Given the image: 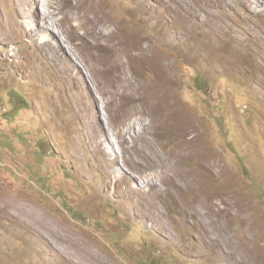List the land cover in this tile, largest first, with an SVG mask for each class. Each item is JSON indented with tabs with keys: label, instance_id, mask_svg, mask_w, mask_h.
<instances>
[{
	"label": "rangeland",
	"instance_id": "374dc122",
	"mask_svg": "<svg viewBox=\"0 0 264 264\" xmlns=\"http://www.w3.org/2000/svg\"><path fill=\"white\" fill-rule=\"evenodd\" d=\"M43 1L34 0L40 18ZM256 1L88 0L69 22L57 10L64 31L54 36L32 0H0V264H264V0ZM87 9L101 14L84 26ZM124 78L132 92L115 105ZM164 101L191 114L203 135L195 155L219 156L221 179L190 153L176 164L182 140L168 133ZM145 102L142 138L120 154L110 135L117 156L98 153L100 130H124ZM175 179L182 190L172 201L165 190ZM206 188L223 192L218 216L206 215ZM29 206L35 220L22 213Z\"/></svg>",
	"mask_w": 264,
	"mask_h": 264
},
{
	"label": "bare ground",
	"instance_id": "6f19581e",
	"mask_svg": "<svg viewBox=\"0 0 264 264\" xmlns=\"http://www.w3.org/2000/svg\"><path fill=\"white\" fill-rule=\"evenodd\" d=\"M42 1V0H41ZM88 0H44L42 3L45 4V6L47 7V10H49V12L47 11V13L42 15V18H40V13H39V2L35 3L34 0H32L33 5L34 6V10L36 13V18L38 20V22L40 21L42 23V27L45 29H48L50 31H52L55 34L60 36V33H58L56 30L57 27H60L63 31V26H61L55 18H53V16L57 15V10L60 11V13L64 14V19L67 22H69L70 20L75 19L74 17H71L72 13L74 12V10L79 6L80 7V11L82 9H85L86 7V3ZM264 4V2H262ZM41 4V3H40ZM257 5H261V2L258 0L256 1ZM41 10V8H40ZM92 12V13H91ZM92 14L91 17L96 18L97 16H100V11L98 12V10H94L92 11L91 9H87V11L84 14V18L86 19V23L84 24V26L90 25V24H94V21L92 20V18H90L88 16V14ZM70 19V20H69ZM101 21H104V17L101 16ZM32 28L26 32L27 35H32ZM53 38V35H49ZM50 38V37H49ZM46 40V39H44ZM109 47H107L108 49ZM115 47H112L111 50H114ZM110 50V48H109ZM118 50V49H117ZM119 65H122L124 62L116 60ZM105 70V69H104ZM112 70V69H111ZM109 71V70H108ZM128 79L124 78L121 81L118 80V82L116 83V85H114V89H113V98H112V102L116 103L118 102H124L125 100L127 101V99H129V93L132 92L130 91V89L132 88V86L130 84H128ZM110 85V84H109ZM112 86V85H110ZM110 94V93H109ZM112 96V95H110ZM148 96V95H147ZM149 97V96H148ZM111 99V97H110ZM165 102V101H164ZM146 103V102H145ZM144 103V104H145ZM125 105V104H124ZM165 105L168 108L169 114L167 115V117L172 120L170 128L168 130V133H170L171 135H175L177 137H179L182 142V149L178 152V154H176V164H184L187 163L189 160L187 159L186 155L188 153H190V159H194L196 158L198 162L203 163V162H207L211 167H216V169H219V178L221 179L222 174H223V167H222V161L219 158V156H213L209 157L206 154L200 155V156H196L194 149L196 148V150L199 151V144L202 141V134L199 131V127L194 123V120L190 117V115L188 116L185 109L184 112L180 113V115H176L174 113H172V110H174V103L170 104L168 102H165ZM180 105V103L178 104ZM110 106V105H108ZM127 106V105H126ZM150 104L149 102L145 104V106L143 107V110H141L139 113H137L136 117L133 119H130L127 121V124L125 125V129L122 131H118L117 133L113 134L111 132H107L104 128H102L100 131H102V138L103 140L101 141V145L103 146V148L98 147V153H101L103 156L106 157H111V156H117L114 155L115 152V144L112 140V143L109 141V136L113 135L116 137L117 139V144L120 148V151L122 153L126 152L127 149H129V141L131 138H133L134 140H138V138H142L141 135H143L146 130L148 129V127L150 126V123H148L147 119H149L151 117V111L146 109L149 108ZM178 108V107H177ZM176 108V109H177ZM187 109V108H186ZM178 112V111H177ZM149 117V118H148ZM104 123V122H103ZM167 132V131H166ZM175 132V133H174ZM191 133H194L195 135L193 137H191ZM204 139V138H203ZM202 144V142H201ZM195 150V151H196ZM118 151V150H117ZM105 153V154H104ZM211 156V155H210ZM119 158L121 159L122 157L118 156V158H115L113 160V162H118ZM121 165H118L116 167L115 172L117 174H119L122 177V180L125 181V176L123 173H121L120 171V167ZM189 174L193 177L196 176V173L194 171H189ZM225 174V171H224ZM197 188L196 184H190L187 185V189L190 192V194H192L193 192H195ZM207 189L206 193H201V197H210L212 199H210L213 202V208L209 209L208 212L206 213L207 216L214 214L216 216H218L219 213H222V205L217 202L216 199L221 198L223 195V192H218V190H215V192L213 194H211ZM182 190V185L175 179L172 180V184L171 186H167L166 194L168 195V197L173 201V193L174 191H180ZM129 194V190L126 191L123 195H127ZM160 195H165L164 193H161ZM200 197V198H201ZM199 199H196L195 203L198 202ZM223 202V201H221ZM194 203V204H195ZM173 204V203H172ZM194 204L191 205V211L193 213H198L199 210L197 207L194 206ZM22 209V213L24 215H26V218H30L32 220H35V216H40L36 211L35 208L33 207H21ZM224 211V209H223Z\"/></svg>",
	"mask_w": 264,
	"mask_h": 264
}]
</instances>
